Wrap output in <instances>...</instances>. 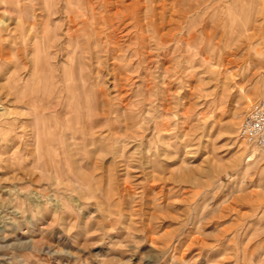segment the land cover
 <instances>
[{"label": "rangeland", "instance_id": "rangeland-1", "mask_svg": "<svg viewBox=\"0 0 264 264\" xmlns=\"http://www.w3.org/2000/svg\"><path fill=\"white\" fill-rule=\"evenodd\" d=\"M262 98L264 0H0V264H264Z\"/></svg>", "mask_w": 264, "mask_h": 264}, {"label": "built area", "instance_id": "built-area-1", "mask_svg": "<svg viewBox=\"0 0 264 264\" xmlns=\"http://www.w3.org/2000/svg\"><path fill=\"white\" fill-rule=\"evenodd\" d=\"M239 134L250 147L264 154V98L250 106Z\"/></svg>", "mask_w": 264, "mask_h": 264}, {"label": "bare ground", "instance_id": "bare-ground-1", "mask_svg": "<svg viewBox=\"0 0 264 264\" xmlns=\"http://www.w3.org/2000/svg\"><path fill=\"white\" fill-rule=\"evenodd\" d=\"M84 6V5H83Z\"/></svg>", "mask_w": 264, "mask_h": 264}]
</instances>
